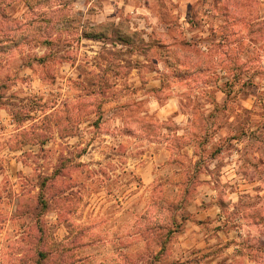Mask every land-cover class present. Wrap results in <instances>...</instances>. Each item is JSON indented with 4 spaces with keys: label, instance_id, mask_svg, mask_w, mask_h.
Instances as JSON below:
<instances>
[{
    "label": "rangeland",
    "instance_id": "rangeland-1",
    "mask_svg": "<svg viewBox=\"0 0 264 264\" xmlns=\"http://www.w3.org/2000/svg\"><path fill=\"white\" fill-rule=\"evenodd\" d=\"M9 1L0 30L29 17L23 0H0V13ZM90 2L65 1L66 9ZM123 4L127 15L111 40L85 31L51 46L26 38L0 53V244L6 233H23L31 219L44 235L39 250L77 247L65 264H136L138 241L162 225L147 221L167 210L166 224L174 220L180 227L167 251L180 260L161 264H242L260 239L227 255L224 247L246 243L245 230L264 237L255 225L264 216V25L245 23L239 0ZM66 18L62 26L69 31L75 17ZM49 27V35L59 30ZM110 42L111 49L102 47ZM193 59L202 68L177 75L175 65ZM232 62H246L242 73L226 69ZM161 63L170 71L162 73ZM137 122L146 135L133 144L121 125ZM189 126L195 130L185 139L179 133ZM193 144L196 159L186 164L184 150ZM61 162L71 176L68 193L81 199L66 219L57 211L44 216L42 235L27 209L39 192V174L52 175ZM178 169L183 179L172 181ZM169 184L181 189L173 203L162 196ZM5 198L10 207L13 200L20 206L7 218Z\"/></svg>",
    "mask_w": 264,
    "mask_h": 264
},
{
    "label": "clouds",
    "instance_id": "clouds-1",
    "mask_svg": "<svg viewBox=\"0 0 264 264\" xmlns=\"http://www.w3.org/2000/svg\"><path fill=\"white\" fill-rule=\"evenodd\" d=\"M224 2L227 3V0H224ZM101 5L103 6V10L101 9ZM238 6L242 10H244L241 12V15L246 17L245 23H249V26L256 25L257 27H259L261 25H264V0H239ZM124 7L126 6L123 4V0H99V3L98 0H91V2L88 3L87 7H85L82 3H76L66 10H58L61 9V5L55 4L53 6H50L49 8H37L36 11L38 13L46 12L49 16L54 18V22L60 21L65 17H75V25L73 28H70L69 31H64L63 26L58 24L57 28L59 30L54 31L50 37L54 41L61 40L66 43L70 40H75L80 36L82 32L85 31H88L95 36L101 37L104 40H111L113 28L118 27L121 21H123L124 17L127 15V12L121 11V9ZM90 8L96 9L95 14H89ZM78 12H83V15H77ZM112 12H117L118 15L115 18L109 19V16ZM99 25H103V27H99ZM69 32H71V35H69ZM29 33H31L30 39L32 38V36L36 37V39L32 41V44H35L40 39L49 38L47 36H44L43 34L35 33L31 29L25 30L24 32L25 35H28ZM13 35L19 38L20 34L13 33ZM204 35H207V33H204ZM29 47H32V45L24 47L22 54H27ZM102 47L111 49L112 43H107L106 46L102 45ZM119 47L120 45H117V48ZM33 51L37 50L33 48ZM113 51L115 52L116 49H113ZM261 62L264 63V58H262ZM159 67L162 73H167L170 71L169 68L162 63L159 65ZM181 68H189L191 69V71L183 72L181 71ZM201 68L202 65L194 59L190 63L186 61L183 64L175 65V71L177 75L183 77H188L196 74L197 70ZM189 86H191V84H189ZM209 110L210 109L205 108L202 111L204 115H206ZM121 127L129 128L130 135L127 137V139L130 143L133 144H135L136 139H140L146 135L144 129L140 127L139 122L131 125H121ZM194 130L195 129H192L191 126H189L187 134L181 132L179 133V135H182L185 139H188L191 136L192 131ZM225 130L228 131L229 135H231V131L227 129V126L225 127ZM224 134V131H218L216 133L218 138L223 137ZM210 147L211 145H209V148ZM237 147L242 146L237 145ZM194 151H198L194 144L190 149L184 150V152L186 153V164H190L191 162L195 161L196 157H194L192 154ZM240 155L243 156L244 151H241ZM260 155H264V151H262ZM253 156H255V153H253ZM178 171L180 172V175H172V181H182L183 169H178ZM249 171L252 170L249 169ZM205 175L207 174L205 173ZM207 178L212 179V177ZM180 192V188H175V190H173V186L169 184L167 195L162 194V196H164V201H166L167 203H173L180 198ZM194 203L198 204L199 199H195ZM160 206H162V204ZM19 207L20 206L16 203L15 200L12 201V205L10 207L8 205L7 198H5L2 208L5 218L10 216L13 210L18 211ZM168 215L169 213L167 212V210L162 211L159 215L153 213L152 218L147 221V224L152 225L156 221H159V223L161 224H166L168 223V221L167 219H165V217H167ZM34 223L35 222L33 220L29 219L28 227L23 233L11 232L4 235L3 243L0 244V248L3 249V252L0 253V260L3 261V264H36V261L33 259V257L42 246L43 238L40 234L36 233L33 230L32 225ZM141 227H144V225H141ZM248 232L249 230H245L244 235L241 237V242L246 243H244L243 245H233L232 249H229L228 251H234L238 247H241L243 250V248H246V244L256 245L257 241L262 238L260 237L258 231H252L251 236H249ZM21 236L24 237L22 241ZM112 242L117 243L116 240H113ZM123 242L127 243L129 241L125 239ZM157 244L161 245V247H163L165 250L161 251V248L157 247ZM157 252H160V259H154ZM249 255L252 256V259H249ZM48 256L51 264H63V258L56 252L50 251L48 253ZM133 259L134 261H136V264H161V259L165 261L180 260V256L169 254V252L167 251V245L163 237H160L159 240H154L151 232H146L144 239L139 240L137 243L136 254L133 255ZM237 259L239 260V258ZM41 264H43V261H41ZM242 264H264V251H261L259 253L246 252L244 257L242 258Z\"/></svg>",
    "mask_w": 264,
    "mask_h": 264
},
{
    "label": "trees",
    "instance_id": "trees-1",
    "mask_svg": "<svg viewBox=\"0 0 264 264\" xmlns=\"http://www.w3.org/2000/svg\"><path fill=\"white\" fill-rule=\"evenodd\" d=\"M26 7L29 11V17L26 19L25 22H21L20 24H16L11 26L10 28H3L0 30V53L8 51L13 46L20 45L26 38L30 39L31 33L28 35H25V30L31 29L35 33L43 34L44 36L49 37L48 39H40L36 43L40 45H46L51 46L56 42H59V40H52L50 37L51 35L48 34V29H51L49 26H55V25H63L67 18H63L60 21L54 22V18L49 16L46 12L38 13L36 11L37 8L44 7L49 8L50 6H53L55 4H60L61 9L58 10H66L67 4L65 3L66 0H23ZM11 2L4 4L1 8L0 17L3 19H8V14L5 11L6 6H10ZM13 33H19V38L17 36L13 35ZM94 37V36H93ZM36 37L32 36L31 40H35ZM191 46V44H187ZM245 63H242L241 65H238V63H231L228 67H226L229 71H241L244 69ZM246 71V70H244ZM239 73V72H238ZM242 74H240V77ZM239 77V76H238ZM238 79V78H237ZM238 81H241L238 79ZM66 163L61 162L58 167L55 168V171L52 175L46 176L45 174H39L38 176V194L34 199V204L29 205L27 209V213L33 217V219L36 221L37 228L39 229V232L42 234V224H43V217L46 216L48 213H51L53 211H57V215L60 219L67 218L65 215H69L71 212H73V208L76 205L78 201H80V197L77 192L71 191L68 193L70 186L67 184L71 181V176L69 172H66ZM220 203V202H219ZM220 206H222V203H220ZM257 218V217H256ZM245 219V218H244ZM66 221V220H65ZM257 222L255 225H257L261 229V236H264V216L259 217L257 219ZM166 225V226H165ZM171 225L162 224L158 229H152L151 232H154L156 234V237L158 240L160 237L164 238V241L168 246L171 243L172 237L174 236L175 232L178 231L176 229L180 230L179 224L172 220ZM250 226V225H249ZM156 231V233H155ZM43 235V234H42ZM44 237V235L42 236ZM256 247L252 246L251 250H249L248 253L256 252L259 253L261 251H264V237L259 240ZM248 246V245H246ZM161 251H164L165 249L161 247ZM76 249H69L65 248V246H60L57 248H54L52 250L50 249H44V250H38L35 253V256L33 259L36 261V264H41V261H43V264H51V261L49 259L48 253L50 251H54L57 254H59L63 258V264H65L66 259L72 258L74 255L73 253L76 252ZM247 250V249H246ZM66 252H69L71 254V257L68 255H65ZM246 254V252H245ZM244 254V255H245ZM160 252L156 255L155 259H160ZM249 259H252V256L249 255ZM162 260V259H161ZM229 264V263H224Z\"/></svg>",
    "mask_w": 264,
    "mask_h": 264
},
{
    "label": "crops",
    "instance_id": "crops-1",
    "mask_svg": "<svg viewBox=\"0 0 264 264\" xmlns=\"http://www.w3.org/2000/svg\"><path fill=\"white\" fill-rule=\"evenodd\" d=\"M216 206H217V208L218 209H220V211H222V207L220 206V203H216ZM218 216H220V218H222L221 217V215L219 214ZM231 243V242H230ZM229 246L228 245H226L225 247H224V249H225V254L227 253L228 254V250H229ZM223 250V249H222ZM226 254V255H227ZM211 256H213V255H211ZM232 262V260L230 259V260H228V263L230 264ZM219 262H217L216 264H218Z\"/></svg>",
    "mask_w": 264,
    "mask_h": 264
}]
</instances>
